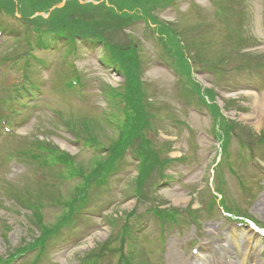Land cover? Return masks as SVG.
<instances>
[{
  "label": "rangeland",
  "instance_id": "374dc122",
  "mask_svg": "<svg viewBox=\"0 0 264 264\" xmlns=\"http://www.w3.org/2000/svg\"><path fill=\"white\" fill-rule=\"evenodd\" d=\"M67 1L46 12L31 13L24 0H13L12 14L0 6L1 263L81 264L90 252L103 251L90 264H120L115 250L122 248L133 264H208L204 259L214 251L220 257L243 253L240 242L252 235L255 264H264V242L251 224L238 223L249 219L264 229V0H144L123 10L127 16L116 27L118 20H109L101 7L111 8L108 0H75L82 17L95 14L101 38L119 59L132 58L136 87L145 90L144 148L158 153H153L157 163L150 166L151 174L138 185L139 142L133 152L113 160L115 174L91 183L122 134L113 127L114 118L126 126L130 117L120 101L125 80L106 62L103 47L55 38L45 42L55 51L33 47L32 22L48 19ZM24 14L30 21L26 26L19 19ZM22 64L30 65L26 74ZM26 75L30 82L23 81ZM23 83L30 93L11 103L10 112L3 102L12 101ZM114 92L120 93L117 101L110 100ZM93 140L96 146L83 150ZM30 145L64 155L70 172L84 180L93 176L88 195L82 190L84 197L77 199L82 180L60 177L59 167L25 153ZM219 150L223 159L212 172ZM164 160L170 162L164 166ZM85 198L78 214L67 209H78L75 204ZM68 201L72 205L63 209L57 205ZM150 210L167 214L158 217ZM62 216H68V224L47 238L42 252L14 257L41 237V223L53 226ZM125 223L141 230L134 243L121 246L115 231Z\"/></svg>",
  "mask_w": 264,
  "mask_h": 264
},
{
  "label": "trees",
  "instance_id": "16d2710c",
  "mask_svg": "<svg viewBox=\"0 0 264 264\" xmlns=\"http://www.w3.org/2000/svg\"><path fill=\"white\" fill-rule=\"evenodd\" d=\"M61 1L62 0H24V7L27 8L28 10H31L30 11L31 13L33 11L46 12L48 8L57 5ZM108 1L112 5L111 8L104 7L103 5L101 7H103V9H105L106 11V14L110 16L108 18L109 20L111 21L118 20V23H113V26L116 27L117 25L121 24L122 21L125 20L124 18H126L127 16L126 13L123 12V10H128V9L131 10L133 8L130 6L132 5V3H137V4L143 3L144 0H108ZM25 2H27V4H29V7H32V9L28 8V6L25 5ZM0 6H3L4 10L10 12L13 11L12 7H14V2L13 0H4V2H0ZM81 7L82 6L78 5V3L75 0H68L67 2H65V5L62 6V8L53 9L52 12L49 13L50 16L48 19L46 20L37 19L36 21L32 22V25L35 27L34 33L38 39H41L43 37L48 38L49 36H51L57 40H63V42L65 43L67 40L68 41L78 40L84 42L90 41V43L92 44L95 43V44L105 45L106 50L108 51L107 54L108 57L105 58L106 62H108L113 67H115L116 68L115 70L119 71L123 75L125 80V87H124L125 92L123 95L124 100L120 99V93L118 92L112 93L111 97H113L116 101L120 99V101L126 104V107L129 108L130 115L128 116L130 117L126 119L128 121V125L125 126L123 123L121 125L122 134L120 135L119 140L109 149L111 158L106 159L104 162H101V164L99 165L101 167H104L102 168L103 172H96V173L97 175L101 176L102 174L113 172L114 171L113 160L115 159L116 162L117 159H119V157L122 156L123 152L127 148H131L134 145V142H139L140 147L137 148V152L139 155L138 156L139 162L141 161L140 162L141 165L138 168L139 172L136 180V184L138 185L141 184L142 181L144 182V180H146L147 177L151 174L149 169L150 166L154 162L157 163L156 157H153V153L156 152L152 148L150 149H146V147L144 148L145 139L143 136L144 130L142 129L144 126L145 127L147 126L148 119L147 120L145 119L146 113L142 110V107L144 106L142 101L144 99L142 98L143 97L147 98V96L144 93L145 90L143 91V89L140 88V85H138V89L136 87L137 77H135V71H134L136 66L135 65L133 66V64H131L130 59L132 58L129 56L130 59L128 58L127 63L121 61L117 56L116 52L114 51V48H112L103 38H101L102 30H100V27L102 26V24L94 19L95 14H91L88 12L89 14L87 17H82L80 15L82 11ZM34 8H36L37 10H34ZM24 20L26 22L28 21L27 17H25V14H24ZM28 22L30 23V21ZM139 93L141 94V96ZM38 150L41 153H43L46 158L43 157L44 155H39V154L30 153V155L33 158L40 159L42 163L45 165L46 162L51 163V161H53V163H56L58 165L59 164L70 165L68 160H66V158L62 154L56 156V154L50 150L48 151L47 149L44 148ZM145 151H147V153ZM157 155L158 154H156V156ZM98 164H97V168L99 167ZM16 200H18V202L22 206L21 203L23 200L22 197L17 196ZM67 205H71V204L67 203L64 206L67 207ZM156 214L161 217L162 215H166L167 211L156 210ZM67 218L68 216H63L60 222L58 224L56 223L53 226L51 225L46 226L41 223L39 228L40 232L42 233L41 237L39 239H36L31 245L17 250L14 257L17 258L25 254L27 251H31L39 248L42 249L46 243L47 238L53 235V233H55L54 232L55 227L65 223L68 220ZM113 221L114 220H112V222ZM115 234H116L115 238L119 240L121 246H123L127 241L130 242L131 245L132 243H134L136 239V233H134L132 229H129L127 223L122 225L121 229L118 227ZM117 249L119 250H116V252L119 251L120 253L119 263L130 264L129 258L126 257L124 253H122V248H117ZM98 254H95V251L94 253L93 251L90 252L88 256L82 258L81 264L92 263V258ZM0 264H2L1 260H0Z\"/></svg>",
  "mask_w": 264,
  "mask_h": 264
},
{
  "label": "bare ground",
  "instance_id": "6f19581e",
  "mask_svg": "<svg viewBox=\"0 0 264 264\" xmlns=\"http://www.w3.org/2000/svg\"><path fill=\"white\" fill-rule=\"evenodd\" d=\"M256 103L258 104V108H261L263 106L262 99L260 97L257 98ZM255 118L258 119V117ZM261 205L262 211H264V203H262ZM251 236L252 235H249L246 238H243L241 240L242 242H240V244L243 246V253H240L239 251L235 252L234 254L226 252L224 257H220L218 256V251H214V253L206 256L204 260L208 261V264H255V256L251 252L253 250V247L250 246V244H252ZM232 239L234 240L235 244L239 243L236 241V238L234 236Z\"/></svg>",
  "mask_w": 264,
  "mask_h": 264
}]
</instances>
